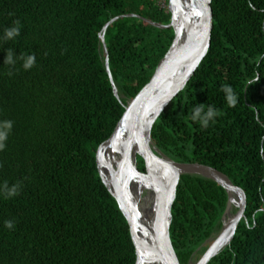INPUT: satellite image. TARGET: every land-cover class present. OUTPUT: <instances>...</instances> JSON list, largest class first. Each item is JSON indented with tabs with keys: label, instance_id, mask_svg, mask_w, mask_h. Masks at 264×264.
<instances>
[{
	"label": "trees",
	"instance_id": "obj_1",
	"mask_svg": "<svg viewBox=\"0 0 264 264\" xmlns=\"http://www.w3.org/2000/svg\"><path fill=\"white\" fill-rule=\"evenodd\" d=\"M212 42L152 129L158 149L228 175L247 194L209 264H264V0H212ZM106 31L110 68L101 40ZM160 0H0V264H136L97 150L170 50ZM139 168L147 164L138 156ZM227 190L180 177L171 239L181 264L222 229Z\"/></svg>",
	"mask_w": 264,
	"mask_h": 264
},
{
	"label": "water",
	"instance_id": "obj_2",
	"mask_svg": "<svg viewBox=\"0 0 264 264\" xmlns=\"http://www.w3.org/2000/svg\"><path fill=\"white\" fill-rule=\"evenodd\" d=\"M211 3L212 0H169L168 8L172 14L169 24H161L142 17L157 27L174 28V42L159 63L151 80L126 104V110L112 136L97 150V163L101 177L129 222L136 247V264H151L156 261L161 264H181L171 239L170 229L178 184L180 177L184 174H198L210 178L222 185L229 195L228 205L222 217L221 231L202 257L197 262L190 261V264H209L212 258L232 242L239 223L245 216L247 194L228 175L207 164L173 160L161 152L152 139V129L157 119L187 86L209 52L213 30ZM134 16L139 15L129 13L112 18L101 33L107 71L118 97H120L118 87L110 68L106 31L118 19ZM185 24L186 33H184ZM124 132L126 137L123 158L116 168L112 169L111 180H107L104 175L102 153L115 146ZM138 156L146 162L147 171L140 170ZM135 186L140 196L151 192L156 194L152 215L155 222L156 241L151 244L143 238V236H150V233L144 229L138 203L133 194ZM234 206L238 208L235 213H233ZM230 214H233V218L227 222Z\"/></svg>",
	"mask_w": 264,
	"mask_h": 264
},
{
	"label": "bare ground",
	"instance_id": "obj_3",
	"mask_svg": "<svg viewBox=\"0 0 264 264\" xmlns=\"http://www.w3.org/2000/svg\"><path fill=\"white\" fill-rule=\"evenodd\" d=\"M186 24L184 28V33H186ZM125 132L119 137L117 144L103 151L102 153V163L104 164V175L107 180H111L112 169H115L117 164L123 158V150L125 143ZM135 150V148H133ZM137 186V185H136ZM133 191L135 195V200L138 203L139 212L141 214L142 222L144 225V229L149 231L150 236H143L144 240L151 244L156 241V229L155 222L152 219V215L154 214V202L155 195L154 192L149 193L148 195L145 193L140 196L139 190L136 189ZM233 218V214L228 216L227 222H230ZM151 264H161L159 261L152 262Z\"/></svg>",
	"mask_w": 264,
	"mask_h": 264
},
{
	"label": "rangeland",
	"instance_id": "obj_4",
	"mask_svg": "<svg viewBox=\"0 0 264 264\" xmlns=\"http://www.w3.org/2000/svg\"><path fill=\"white\" fill-rule=\"evenodd\" d=\"M168 3H169V0H160V4L162 6H168ZM237 206H234L233 207V213H235L237 211ZM221 230H219L218 232H215L208 240L207 243L203 244L202 247H200V249L196 252V255H195V259L193 262H197L201 257L202 255L205 253V251L208 249V247L210 246V244L213 242V240L217 237V235L219 234Z\"/></svg>",
	"mask_w": 264,
	"mask_h": 264
}]
</instances>
